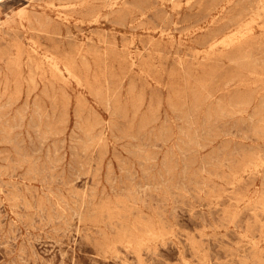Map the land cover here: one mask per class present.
I'll list each match as a JSON object with an SVG mask.
<instances>
[{
	"label": "rangeland",
	"instance_id": "obj_1",
	"mask_svg": "<svg viewBox=\"0 0 264 264\" xmlns=\"http://www.w3.org/2000/svg\"><path fill=\"white\" fill-rule=\"evenodd\" d=\"M0 264H264V0H0Z\"/></svg>",
	"mask_w": 264,
	"mask_h": 264
}]
</instances>
